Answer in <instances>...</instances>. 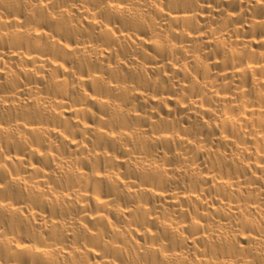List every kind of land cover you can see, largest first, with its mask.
<instances>
[{
  "label": "bare ground",
  "instance_id": "obj_1",
  "mask_svg": "<svg viewBox=\"0 0 264 264\" xmlns=\"http://www.w3.org/2000/svg\"><path fill=\"white\" fill-rule=\"evenodd\" d=\"M0 264H264V0H0Z\"/></svg>",
  "mask_w": 264,
  "mask_h": 264
}]
</instances>
